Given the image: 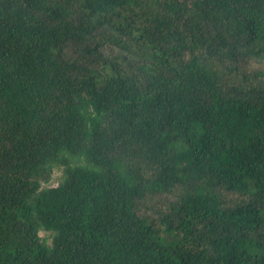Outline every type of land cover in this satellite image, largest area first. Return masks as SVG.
I'll return each mask as SVG.
<instances>
[{
    "label": "trees",
    "instance_id": "trees-1",
    "mask_svg": "<svg viewBox=\"0 0 264 264\" xmlns=\"http://www.w3.org/2000/svg\"><path fill=\"white\" fill-rule=\"evenodd\" d=\"M247 58L264 0H0V264H264Z\"/></svg>",
    "mask_w": 264,
    "mask_h": 264
},
{
    "label": "rangeland",
    "instance_id": "rangeland-1",
    "mask_svg": "<svg viewBox=\"0 0 264 264\" xmlns=\"http://www.w3.org/2000/svg\"><path fill=\"white\" fill-rule=\"evenodd\" d=\"M243 68L245 69H254V68H263L264 69V64L263 63H258L255 60H252L251 58L245 59V62L243 63ZM85 163L83 158L80 156L73 157L72 158V164H81ZM64 177V171L63 168L57 164H53L50 169V175L47 178L46 181H43L41 183L42 187H48V186H53L57 185L62 181ZM39 235L41 239H43L46 243H50L51 241V234L50 232L46 230H40Z\"/></svg>",
    "mask_w": 264,
    "mask_h": 264
}]
</instances>
